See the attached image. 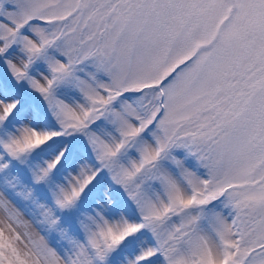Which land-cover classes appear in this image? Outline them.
Segmentation results:
<instances>
[{
  "label": "snow or ice",
  "instance_id": "obj_1",
  "mask_svg": "<svg viewBox=\"0 0 264 264\" xmlns=\"http://www.w3.org/2000/svg\"><path fill=\"white\" fill-rule=\"evenodd\" d=\"M0 264H264V0H0Z\"/></svg>",
  "mask_w": 264,
  "mask_h": 264
}]
</instances>
